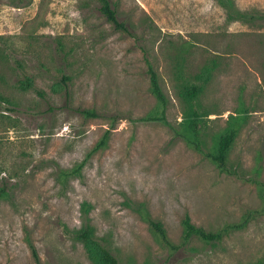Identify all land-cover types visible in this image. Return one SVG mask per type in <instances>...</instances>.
<instances>
[{"label": "rangeland", "instance_id": "rangeland-1", "mask_svg": "<svg viewBox=\"0 0 264 264\" xmlns=\"http://www.w3.org/2000/svg\"><path fill=\"white\" fill-rule=\"evenodd\" d=\"M111 1L136 38L115 29L98 0H0V43L42 92L14 87L19 70L12 59L0 61V92L13 106L0 105V186L8 188L0 199V264H36L30 242L41 264H93L69 234L87 223L120 264L264 258V214L218 244L192 240L170 253L139 211L144 207L178 243L185 213L216 229L261 204L264 21L228 20L219 0ZM229 2L264 13V0ZM145 54L168 98L171 126L137 121L158 109ZM212 61L204 83L196 74ZM184 84L203 85L196 105L204 149L213 148L229 114L245 117L229 150V171L175 133L190 117ZM111 122L107 147L88 155Z\"/></svg>", "mask_w": 264, "mask_h": 264}, {"label": "trees", "instance_id": "trees-1", "mask_svg": "<svg viewBox=\"0 0 264 264\" xmlns=\"http://www.w3.org/2000/svg\"><path fill=\"white\" fill-rule=\"evenodd\" d=\"M98 1L100 2V11L103 13L105 18L113 24L115 29L124 31L136 38V35L132 32V30H130L128 22L119 19L117 7L112 3L111 0ZM219 2L226 8L228 20L244 19L248 23H255V21L259 19L264 21V13L256 14L239 11L235 8L234 4L229 2V0H219ZM1 39H3L2 35H0V40ZM10 59H12V61L15 63V69L19 70L18 72L21 75V77H17L13 80L12 85L20 90L33 89L39 95H42V92L35 87L33 79L27 74L23 75L22 64L14 56H12L6 47L0 43V61L6 62ZM144 59L146 62V73L148 75L149 90L157 101L158 109L154 112L147 113L146 115L137 118V121H156L171 126L166 118L168 98L161 87L159 74L152 61L147 57L146 54L144 55ZM214 65V61L208 64L205 63L201 67L200 71L196 74V78L202 80L204 83L207 82L212 71L215 69ZM0 79L2 80V76H0ZM66 79L67 78L63 77L62 81L66 82ZM202 90L203 85L184 84L182 86L180 95L184 100L187 101V103H189L190 117L185 119L183 124L184 130H175V133L178 136L183 137L189 145L203 154L220 170L229 171L227 167L229 150L236 136L238 135L245 117L242 115L229 114L227 126L225 130L218 136L213 148H208L207 150L204 149L200 138L201 128L199 119L201 117V113L199 112L198 106L196 105V100ZM0 105H3V107L8 110L13 109L12 101L2 92H0ZM80 112L88 117H96L98 115L97 112L92 109H82ZM114 128V122H111L104 130L88 155L107 147L110 135ZM83 163L84 160L73 171H79ZM61 173L63 176H66L69 172L62 171ZM7 195L8 188L6 184H2L0 186V199L6 197ZM259 195L262 202L258 207L247 209L239 221L228 222L216 229H206L203 226L195 224L192 221L191 216L188 213H185L180 221L181 234L180 241L178 243H175L170 239L163 223L154 219L144 207L140 208L139 211L141 213V218L147 223L150 232L157 239V241L165 246L170 253H174L180 248H186L190 242H192V240H198L208 245H215L222 242L224 237L230 232L245 228L249 221L256 215L264 214V189L259 191ZM69 234L74 239L80 241L83 244L87 256L93 262V264H120L117 257L97 237L95 227L92 224L87 223L80 228L73 229ZM29 245L36 264H41L35 246L31 242ZM246 264H264V258L259 259L256 262Z\"/></svg>", "mask_w": 264, "mask_h": 264}]
</instances>
